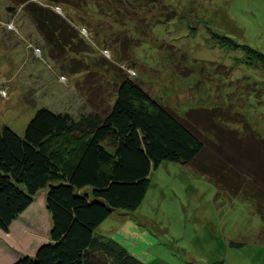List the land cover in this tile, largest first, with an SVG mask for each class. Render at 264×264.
I'll list each match as a JSON object with an SVG mask.
<instances>
[{"label":"rangeland","instance_id":"374dc122","mask_svg":"<svg viewBox=\"0 0 264 264\" xmlns=\"http://www.w3.org/2000/svg\"><path fill=\"white\" fill-rule=\"evenodd\" d=\"M55 10L74 28L72 44L53 48L22 0H0V129L23 135L41 108L76 118L97 111L130 75L180 116L223 107L264 137L261 68L253 53L221 46L212 34L264 53V0H88ZM150 180L141 206L113 212L100 235L143 264H264V220L254 203L181 163L163 162ZM51 226L39 192L9 233L0 230V264L34 256Z\"/></svg>","mask_w":264,"mask_h":264},{"label":"trees","instance_id":"16d2710c","mask_svg":"<svg viewBox=\"0 0 264 264\" xmlns=\"http://www.w3.org/2000/svg\"><path fill=\"white\" fill-rule=\"evenodd\" d=\"M37 1L22 0L39 33L52 47L72 44L74 27L55 9L88 0ZM212 34L221 46L253 53L264 74L263 52ZM120 77L113 99L97 111L76 118L41 108L23 135L0 129V230L9 233L39 192L52 225L49 241L14 264H143L98 230L113 212L141 206L152 171L165 161L189 165L223 194L254 203L264 220V137L243 115L214 107L180 116L134 77Z\"/></svg>","mask_w":264,"mask_h":264}]
</instances>
